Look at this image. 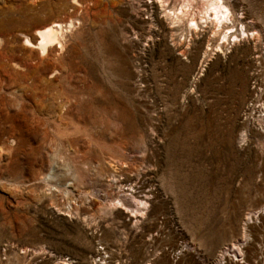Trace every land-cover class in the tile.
Instances as JSON below:
<instances>
[{
    "label": "rangeland",
    "instance_id": "1",
    "mask_svg": "<svg viewBox=\"0 0 264 264\" xmlns=\"http://www.w3.org/2000/svg\"><path fill=\"white\" fill-rule=\"evenodd\" d=\"M228 1L247 34L215 51L156 2L0 0V264L264 256V0Z\"/></svg>",
    "mask_w": 264,
    "mask_h": 264
},
{
    "label": "bare ground",
    "instance_id": "2",
    "mask_svg": "<svg viewBox=\"0 0 264 264\" xmlns=\"http://www.w3.org/2000/svg\"><path fill=\"white\" fill-rule=\"evenodd\" d=\"M147 2L151 4L156 2L157 6L159 5L160 9H163L166 18L174 26H179V24L185 22L186 29L191 34L196 33L201 27H207L212 35H223L221 41L214 46L213 50L215 51L221 50L222 44H225L224 42L234 43L236 40H239L238 38L241 34H247L243 27H241V30L237 28L232 30L235 19L232 4L228 0H182L180 4L173 2L174 4L171 5L167 0H147ZM198 2H205L206 6L199 12V17L195 18L192 10L195 3ZM76 21V17L66 22L54 19L51 23L36 28L33 34L23 33V36H21L22 45L26 48L35 49L42 58L48 57L54 48L62 50L65 47L66 36L72 30ZM230 38L233 39L231 40ZM145 187L144 185L140 190V193H143L141 197L146 195ZM262 244V247H264V240H262ZM259 249L255 250L256 254L259 253ZM255 253L254 255L247 256V260L251 261L250 263L253 261L254 264H264V256H258L259 254L256 255ZM230 263L233 264L234 261L230 260Z\"/></svg>",
    "mask_w": 264,
    "mask_h": 264
},
{
    "label": "built area",
    "instance_id": "3",
    "mask_svg": "<svg viewBox=\"0 0 264 264\" xmlns=\"http://www.w3.org/2000/svg\"><path fill=\"white\" fill-rule=\"evenodd\" d=\"M68 259H69V258H67V260H68ZM68 263H69V264H71V263H72V261L70 260L69 262H67V264H68Z\"/></svg>",
    "mask_w": 264,
    "mask_h": 264
}]
</instances>
